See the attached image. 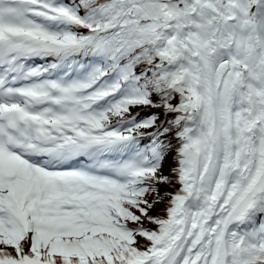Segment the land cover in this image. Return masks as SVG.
Wrapping results in <instances>:
<instances>
[{
	"label": "snow or ice",
	"instance_id": "1",
	"mask_svg": "<svg viewBox=\"0 0 264 264\" xmlns=\"http://www.w3.org/2000/svg\"><path fill=\"white\" fill-rule=\"evenodd\" d=\"M0 264H264V0H0Z\"/></svg>",
	"mask_w": 264,
	"mask_h": 264
},
{
	"label": "bare ground",
	"instance_id": "2",
	"mask_svg": "<svg viewBox=\"0 0 264 264\" xmlns=\"http://www.w3.org/2000/svg\"><path fill=\"white\" fill-rule=\"evenodd\" d=\"M162 207V206H161Z\"/></svg>",
	"mask_w": 264,
	"mask_h": 264
}]
</instances>
